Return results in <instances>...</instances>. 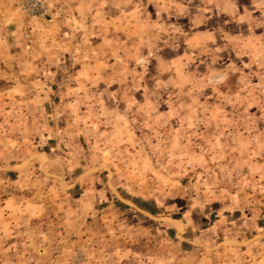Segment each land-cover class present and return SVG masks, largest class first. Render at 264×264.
Masks as SVG:
<instances>
[{
    "label": "rangeland",
    "instance_id": "374dc122",
    "mask_svg": "<svg viewBox=\"0 0 264 264\" xmlns=\"http://www.w3.org/2000/svg\"><path fill=\"white\" fill-rule=\"evenodd\" d=\"M264 264V0H0V264Z\"/></svg>",
    "mask_w": 264,
    "mask_h": 264
},
{
    "label": "built area",
    "instance_id": "2783aa9c",
    "mask_svg": "<svg viewBox=\"0 0 264 264\" xmlns=\"http://www.w3.org/2000/svg\"><path fill=\"white\" fill-rule=\"evenodd\" d=\"M53 0H17L18 9L28 17H41L47 13ZM80 263V254H75L71 264Z\"/></svg>",
    "mask_w": 264,
    "mask_h": 264
}]
</instances>
